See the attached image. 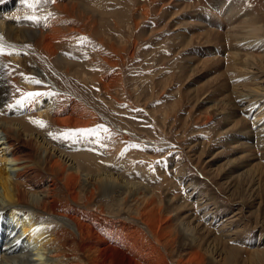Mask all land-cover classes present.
Returning a JSON list of instances; mask_svg holds the SVG:
<instances>
[{"label": "rangeland", "instance_id": "1", "mask_svg": "<svg viewBox=\"0 0 264 264\" xmlns=\"http://www.w3.org/2000/svg\"><path fill=\"white\" fill-rule=\"evenodd\" d=\"M237 1L252 8L264 22V0ZM75 2L85 3L86 9L77 7ZM22 3L28 10L16 13L18 16L12 13L11 18L16 16L12 18L15 23L26 21L32 30H41L47 35L52 34L50 26L55 28L58 38L52 49L57 55L51 58L49 52H40L33 41L18 44L13 38L8 42L0 39V48L3 49L0 54L1 79L6 88V101L4 106L0 105V120L9 119L4 114H10L12 108H23L28 111L24 117L27 119L19 116L10 120L22 119L29 130L42 129L41 135L46 141L49 138L63 156L80 161L77 164L86 173L95 175L105 171L128 183H138L139 186L131 187L130 197L123 200L124 208L133 212L130 217L136 216L135 209L142 206V200L133 201L137 191L146 198L151 193L160 217L167 219L163 234L173 241L165 246V264H207L205 256L203 261L202 258L191 261L197 247L203 249L212 241L221 247L229 235L235 237L225 245V249L233 254L230 264H264V254H257L264 250V162L255 160L260 167L255 168L253 176L258 179L261 174L258 181L251 178L255 185L248 178H241L233 189L232 183L225 184L228 172L241 165L236 160L240 153L229 148L231 137L224 133L226 122L220 115L222 111L211 108L217 107L221 96L215 87L207 84L213 75L227 74L230 87L236 90L231 91L229 101L235 105H238L242 91L252 92L257 85L246 76L238 79L246 85L234 80L233 52L237 50L230 44L234 40L225 38L220 41L213 37L206 43L200 40L196 44L193 34L201 25L191 30L189 26L197 21L192 18L206 17V23L212 22V28L214 25L224 26L222 21L218 23L212 6L206 0H40L39 3L23 0ZM100 7L102 11L97 13L95 9ZM259 30L253 31L252 37L244 34L243 37L247 40L264 39V33ZM215 43L218 44L215 46ZM254 51L248 53L256 55L257 51ZM12 52L18 56H14L16 59ZM25 57L30 68L43 72L40 78L24 68L20 61ZM197 59L202 61L203 67H198L195 75L190 76L189 71L198 66L194 61ZM34 80L40 83H33ZM37 92L46 95L25 100V94ZM37 103H49L53 108L60 104L66 112L60 117L69 118L72 126H53L44 113V116L39 115ZM86 116L87 126L82 123L87 120ZM76 120L79 125H73ZM35 121H43L44 127ZM249 125L247 122L242 129L238 128L239 132H234L239 137L244 136L248 148L261 152L264 142L257 144L256 139L246 140L245 131H241ZM79 130L92 134L80 135ZM64 132H76V135L65 138ZM238 173L233 172V175ZM87 188L92 187L79 190L78 211L67 201L49 214L63 213L85 223L88 218L96 228L97 224H106L107 228L101 226L104 231L95 230L102 231L107 238L102 250L103 264H140L141 259L148 258L142 241L165 251L143 231L141 224L134 225L132 221L130 224L125 213L120 216L122 220L108 216L102 221L105 214L99 211L105 213L122 206L124 190L108 185L106 196L93 193L86 202L81 195ZM60 192L59 198L68 200L66 193ZM77 213L81 217L76 216ZM38 217V223H43V217ZM181 219L186 221V226L195 228L197 225L196 228L201 229L195 228L196 246H185L180 237ZM50 220L47 222L49 232L58 233L61 229ZM222 225L225 228L220 231ZM67 235L65 238L72 240ZM2 240L0 250L5 246ZM73 244L76 250L79 245L77 236Z\"/></svg>", "mask_w": 264, "mask_h": 264}, {"label": "bare ground", "instance_id": "2", "mask_svg": "<svg viewBox=\"0 0 264 264\" xmlns=\"http://www.w3.org/2000/svg\"><path fill=\"white\" fill-rule=\"evenodd\" d=\"M204 1L205 0H203V2ZM206 1L215 10L217 15H215V18L217 17L216 19H218V23L222 21L224 26L222 25L223 27L221 28L214 25V27L217 28L215 29L211 26L212 22L209 24L206 23L208 22V18L205 19L206 17L204 18L198 16L192 18L197 19V21L195 23H191V25L189 24L191 30L193 29L194 31V28L197 27L198 24L201 25L199 28H196L198 32L193 34L195 36L196 44L200 40L206 43L210 38L213 37L214 39L220 41L222 39L225 40V38H231L234 40V43H225H230L233 48L237 50L236 53L233 52V55H235L233 57L235 58L233 69L236 70V72L232 73V75L234 74V80H236L237 84L240 83V85H243L245 82H241L238 79L242 76H246L249 81L254 82L255 85H257L255 86L253 84L255 86V90L253 88L252 92L242 91L238 87L240 92L242 91V94L238 97V105H235L229 101L231 99V91L234 92L236 90L230 87L228 82L230 78L227 74L222 76L213 75L211 77L212 80H210L209 84H207L211 85V87H215L218 96H221V98L218 99L219 105L217 104V107L211 108L212 110L221 109L222 111L220 115L226 122V129L224 133L229 134L231 137L229 148L234 150L236 149L237 153H240V156L237 157L236 160H238L237 164L241 165H238L237 168L234 167L236 170L233 171L235 173L239 171L240 173L233 175L232 170H229V178H225V184L228 185L232 183L233 185L231 189H233L239 184L238 182L242 180L241 178H248L249 180H247L255 185V177L253 176L255 173L254 170L255 168L258 169L260 167L258 164L259 162L256 163L255 160L260 159L262 162H264L262 160L264 159V148L261 147V149L258 145V149L262 150L261 152L259 150H251V148H248V143L243 141L244 136L239 137L234 131L239 132V127L242 129L243 125L245 126L247 122H250V125L246 127L247 129L241 130L242 133L245 131L244 134L247 137L246 140L253 138L256 139L255 142L257 144H262L264 142V39H261V37H256V39L247 40L243 37V34L244 36L252 37V32L259 29H261V31L264 33V22L260 17L258 18V14L254 12L252 8L251 10L245 3L241 1ZM22 2L23 0H0V39L8 42L13 38L18 44H25L28 41H33L39 46L38 49L40 52H49L48 55H50L51 58L55 57L57 55V51L52 49L54 48L52 46L55 45V42L57 41L56 39L58 38V32L57 30H54L55 28L50 26L49 31L52 34L47 35L44 34L45 32L42 33L41 30H32L30 25H28L29 23H26V21L21 23L14 22L13 19L18 16L16 13L19 14V12L26 9ZM75 3L77 7L86 9L85 3ZM95 11L100 13L102 11V7L96 8ZM12 13H15L14 15H16L15 17H12L13 19L11 18ZM202 30L203 33H200ZM14 40H12V42ZM216 44L218 43H215V46ZM254 50L257 51L256 55L248 53ZM213 55L217 56L215 54ZM12 56L16 59L14 56L17 55L14 53ZM56 58L58 59V57ZM210 59L217 60L216 58ZM6 60L8 59L6 58ZM194 61H197L198 66H193V68L191 67L192 69L189 71L190 76H192L197 71L198 67H203L202 61L198 59ZM20 62L23 63L24 68L28 70L29 73L31 72V74L39 78L42 76V71L30 68L26 57L25 59L22 58ZM232 64L233 63H231V65ZM220 65L221 64L218 66ZM230 69H232L231 66ZM2 73L3 68L0 64V105H3L4 101H6L4 94L5 87L3 85L4 81L1 79ZM242 78L244 79V77ZM205 83L207 82L205 81ZM37 104L38 105L36 106L38 108L37 110L39 115H43L42 113H44L45 117L48 118L51 123H53V126H57V124L60 126H66L67 124L68 126H72L69 118L65 119L64 117H60L62 113H66H64V109L61 108L60 104L54 108L51 107L49 103ZM78 107L79 106H77V108ZM22 109H19V107H14L12 108L10 114H8L9 112L4 114L7 115L9 119L4 121L0 120V239L3 238L1 243L5 245L3 246L4 248L2 247L3 249L1 248L2 250H0V264H103L101 258L103 254L102 250L105 245L104 240L107 238L104 236L102 231L97 232L95 230L98 228L103 230L101 226L107 228L106 224L101 223V226L97 224L98 228H96L94 226L95 224L89 223L88 218H85L87 220V223H85L79 219L78 222L72 217H68L63 213L49 214V212H51L53 209L59 208V206H61L64 202H70L73 208H76L78 211L79 209L77 208V205L78 202H81L79 199V190L81 187L83 188L87 186H91L92 188L84 189V194L81 195L83 198H85L86 202L89 201L93 193H102L104 196H106L105 191L108 185L113 189L119 187V189H122L126 192L124 193V196L121 200L122 206H116L111 210L105 211V213H103V210H98L103 215L105 214L102 221H104L108 216L113 219L119 218L118 220H122L120 219V216L124 215L125 213L130 219V224H141L143 231L150 238H152V240L154 239L157 246L165 250V246L170 242H173L170 241L169 236L166 233L163 234V230L165 229L164 224L167 219L163 220L162 217H160V211L156 206L151 193H148L150 197L146 198L137 191L136 197L139 198L135 197L133 201L135 199L136 201L142 200V206L139 207L141 203L137 204L139 209H135L136 216L130 217L133 212H131L129 208H124L125 206L123 205V200H126L128 196L130 197V193L133 192L132 189L134 186H139L138 183H132V185L130 182H126L122 177H114L111 173H106L105 171L100 173L98 172V174L95 175L86 173V171L79 168L80 166L78 164L81 163L80 161H77V164V162L71 158L63 156L58 152V147L50 142L49 138L46 141L44 135H41L42 129L36 127L29 130L27 128L28 124H25L23 121H21L22 119L13 118L10 120L11 117L19 116L23 117L24 120L27 119L24 117L28 115V111L26 112ZM82 112L83 111L81 109L80 113ZM67 116H69L68 113ZM86 117L87 120L82 121L85 126L89 124L88 116ZM78 120H76L73 125H79ZM80 126H82V124ZM33 130L36 132H33ZM254 162L255 165L253 164ZM251 164L253 165L251 166ZM247 166L251 167L245 169ZM82 167H84V165ZM252 177H254V179H251ZM259 177H261V174ZM60 190L66 193V198L68 200L59 198L61 193ZM252 193L254 192L252 191ZM146 203L148 204L145 205ZM178 209L179 208L176 210ZM91 215H93L92 217L95 216L93 213ZM38 216L43 217V223H38ZM76 216L81 217L79 213H77ZM50 219H52L53 222L58 225L59 229H61L56 234L52 232L50 233L47 228V222H51ZM94 222L97 223L96 220H94ZM184 222L186 221H183V219H181L179 222V226H181V229H179L181 231V236H179L182 237L184 244L186 243L185 246L191 248L197 244V241H195L196 237L194 238V233L197 232L195 230L197 225L195 228H190L191 225L186 226V223ZM224 228L222 225L220 231H222ZM196 229L201 230L200 228ZM73 233L76 234L77 240L79 242L76 250L73 249V241L76 240V236H74ZM66 234L71 236L72 240H67L65 238ZM224 236L223 238L226 239ZM234 238L233 236L229 235L227 241L221 247H219L221 244L219 245L215 241L208 242L203 249L197 247V252L192 255L193 258L191 261L197 258H202L203 261L205 260L203 258L205 256L206 261L209 262L207 264H215V262L219 264H230L233 254L230 250L225 249V245H227L228 242H231V240H234ZM142 242V248L146 247L148 258L141 259V262L139 261L140 264H165L167 258L166 250L160 251L156 247H153L152 245L148 246L147 244L145 245L144 241ZM262 253L264 254V250L259 251L257 254Z\"/></svg>", "mask_w": 264, "mask_h": 264}, {"label": "snow or ice", "instance_id": "3", "mask_svg": "<svg viewBox=\"0 0 264 264\" xmlns=\"http://www.w3.org/2000/svg\"><path fill=\"white\" fill-rule=\"evenodd\" d=\"M40 2V0H35V3H39ZM29 6H32V5H29ZM0 54H3V49L2 48H0ZM33 83H36V84H39L40 83V81H38V80H34V81H32ZM42 95H46L45 93H27V94H25V100H33V99H35V98H37V97H39V96H42ZM23 101H18V103H22ZM34 123H36L38 126H40V127H44V123H43V121H35ZM76 135V132H72V133H69V132H64V133H62V135H64L65 136V138H67V136L68 135ZM79 134L80 135H91L92 133L91 132H88V131H86V130H79Z\"/></svg>", "mask_w": 264, "mask_h": 264}]
</instances>
